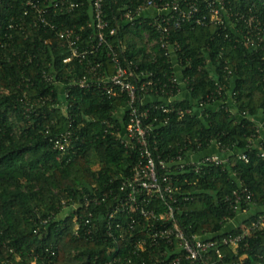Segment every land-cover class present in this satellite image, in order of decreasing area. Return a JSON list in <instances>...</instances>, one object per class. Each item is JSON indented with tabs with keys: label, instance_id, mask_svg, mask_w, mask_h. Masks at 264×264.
Masks as SVG:
<instances>
[{
	"label": "trees",
	"instance_id": "obj_1",
	"mask_svg": "<svg viewBox=\"0 0 264 264\" xmlns=\"http://www.w3.org/2000/svg\"><path fill=\"white\" fill-rule=\"evenodd\" d=\"M74 1L81 5L73 12L53 15L51 10L47 17L75 28L88 45L97 36L92 0ZM198 1L205 6L204 0ZM141 2L105 0L107 43L100 46L97 59L109 75L115 72L107 56L110 44L123 64L125 60L132 62L138 67L136 71L152 72L154 80L168 81L173 74L171 62L162 49L151 54L145 40L147 33L156 37L150 24L153 19L143 14L133 22L123 18L127 11L135 12ZM227 6L246 17L254 15L264 24V0H227ZM236 20L235 16L223 25L190 24L172 35V40L181 45L179 56L191 89L188 96L178 94L172 104L199 110V100L216 91L217 83H225L235 112L219 105L223 97L216 95L214 106H205L181 120L175 113L160 110H153L151 115L157 114L158 123L170 117L169 123L158 130L159 152L176 153L180 145H189L186 140L198 138L203 144L200 151H205L213 139L235 152L249 153L248 163L230 154L225 166L180 173L179 185L191 199L182 204L178 217L187 235L215 234L225 262L243 259L245 264H264V230H252L237 249L223 245L225 233L220 234L223 230L232 234L243 231L241 226L227 230L238 214L225 200L239 186L238 180L249 188L256 202L248 207L243 226H251L256 215L264 212V158L259 145L247 149L256 131L255 118L264 112V41L259 46L247 44L245 22ZM112 28L117 29L113 35ZM62 44L57 33L39 21L27 0H0V264L103 261L109 243L105 219L112 200L91 204L98 224L91 236H75L74 218L84 215L87 197L118 188L140 159L137 152L126 150L113 133L128 124V94L117 89V94L111 96L103 87L81 89L74 84V79L85 71V64L76 61L69 69L63 63L69 52ZM225 66L233 70L228 79ZM45 75L54 76V81H48ZM27 104H31L29 111ZM136 104L140 105L139 99ZM162 104L157 100L148 102L147 107ZM67 129L73 130L75 140L60 157L51 137ZM65 205L73 208L68 215L63 212ZM47 217L51 220L44 226L40 220ZM52 250L56 251L54 256ZM216 256L214 264L219 263Z\"/></svg>",
	"mask_w": 264,
	"mask_h": 264
},
{
	"label": "built area",
	"instance_id": "obj_2",
	"mask_svg": "<svg viewBox=\"0 0 264 264\" xmlns=\"http://www.w3.org/2000/svg\"><path fill=\"white\" fill-rule=\"evenodd\" d=\"M27 1L28 6L36 10L39 21L55 31L62 40V45L68 50L69 55L63 63L69 69L76 61L85 64V71L74 79V84L81 89L103 87L111 96L116 95L117 89H120L130 98L128 124L123 130L113 133L126 150L137 152L140 159L133 166L131 175L123 179L118 188L87 197L84 215L74 218L75 236H91L98 228L90 210L91 204L100 205L108 198L113 202L112 209L107 212L105 219L104 229L109 242L106 258L103 261L96 258L91 264H214L213 256L216 255L218 264H245L243 259L238 262H225V254L218 247V241L214 239L215 234L187 235L178 214L182 212V204L189 201L191 196L183 192L182 186L179 185V175L187 170L200 173L209 166H225L229 163L230 154L248 163L249 153L246 150L235 152L228 145L214 143L213 139L209 140L205 151H200L203 144L198 138L193 141L186 140L189 145H180L176 153L172 150L159 152L158 130L162 124L169 123L170 117L158 123L157 114L152 116L151 113L153 110L155 112L160 110L165 114L175 113L181 120L187 115L199 113L205 106H214L218 102L216 95L223 97L219 105L235 112L234 108L230 107L234 100L225 83H217L216 91L199 100L197 104L199 110L193 106L172 104L178 94L183 96L186 93L184 96H188L191 92L184 74L186 67L179 56L182 51L181 45L178 41L172 40V35L190 24L223 25L236 16L237 20L245 22L246 43L259 46L264 41V24L254 15L246 17L239 12H232L227 6V0H204V7L198 0H142L135 12L127 11L123 18L133 22L146 11L154 10V15L147 17L153 19L150 24L156 34L154 40L157 48L163 50L173 68L172 76L168 81L162 82L160 78L154 80L152 72L136 71L138 67L132 62L125 60L123 64L110 44L107 56L111 58L115 72L109 75L104 63L97 59L100 46L107 43L106 30L109 21L105 18V0H92L93 25L97 36L96 41H91L88 45H84L75 28L59 25L53 20L51 22L47 17L51 10L53 15L71 13L81 3L74 0ZM116 31V28H112L110 34L113 35ZM149 36L152 38L150 34ZM224 72L225 79L233 75V70L228 66H225ZM46 79L53 82L54 76H46ZM138 99L140 105L136 104ZM157 100L164 104L147 107L148 102ZM30 109L31 104H27L26 110ZM255 122L256 131L250 138L247 149L251 150L259 145L260 155L264 158V112L255 118ZM74 140L72 129L58 132L51 137L53 149L60 157L73 147ZM184 181L188 182V179L184 178ZM238 185L232 194L227 195L225 201L237 214L246 213L249 211L248 207L254 206L256 202L253 193L242 181L238 180ZM66 207L69 211L64 213L68 215L73 208L65 205L64 208ZM77 207L75 204L74 210ZM256 216L251 226H243V231L238 234L223 230L220 233H225L222 236V244L237 249L240 244L246 242L252 230H264V212ZM50 220L51 217L43 218L40 223L47 226ZM212 251L215 255L211 254ZM51 254L54 256L56 251L52 250Z\"/></svg>",
	"mask_w": 264,
	"mask_h": 264
},
{
	"label": "crops",
	"instance_id": "obj_3",
	"mask_svg": "<svg viewBox=\"0 0 264 264\" xmlns=\"http://www.w3.org/2000/svg\"><path fill=\"white\" fill-rule=\"evenodd\" d=\"M154 13H155L154 10H148L143 15H145L146 17H150V16H153ZM248 215L249 213H239L237 215V218L234 221L230 222L229 226L227 227V230H233L234 228H237V226L243 227L244 219L246 220Z\"/></svg>",
	"mask_w": 264,
	"mask_h": 264
},
{
	"label": "rangeland",
	"instance_id": "obj_4",
	"mask_svg": "<svg viewBox=\"0 0 264 264\" xmlns=\"http://www.w3.org/2000/svg\"><path fill=\"white\" fill-rule=\"evenodd\" d=\"M145 40H146V42H147V46H148V50H149V52L151 53V54H154V52H155V50L157 49V43H156V40H154V38H151L150 36H149V34L147 33V34H145ZM186 93H184V95H185ZM183 95V96H184ZM64 211L65 212H67V211H69V209L66 207V208H64ZM63 211V212H64Z\"/></svg>",
	"mask_w": 264,
	"mask_h": 264
}]
</instances>
